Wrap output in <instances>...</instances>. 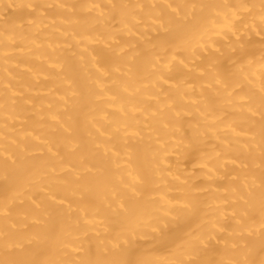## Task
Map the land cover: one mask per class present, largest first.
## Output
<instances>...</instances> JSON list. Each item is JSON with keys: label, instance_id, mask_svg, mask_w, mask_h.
Instances as JSON below:
<instances>
[{"label": "bare ground", "instance_id": "obj_1", "mask_svg": "<svg viewBox=\"0 0 264 264\" xmlns=\"http://www.w3.org/2000/svg\"><path fill=\"white\" fill-rule=\"evenodd\" d=\"M0 264H264V0H0Z\"/></svg>", "mask_w": 264, "mask_h": 264}]
</instances>
